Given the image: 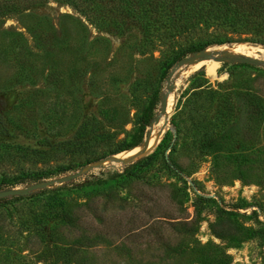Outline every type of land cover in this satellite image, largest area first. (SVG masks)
I'll return each mask as SVG.
<instances>
[{"label": "rangeland", "instance_id": "rangeland-1", "mask_svg": "<svg viewBox=\"0 0 264 264\" xmlns=\"http://www.w3.org/2000/svg\"><path fill=\"white\" fill-rule=\"evenodd\" d=\"M7 2L0 15V140L54 149L18 168L66 170L10 188L56 181L0 203V264H264V64L222 62L213 76L191 66L165 114L169 85L197 53L169 65L183 41L166 47L134 26L120 35L106 31L76 0ZM112 2L102 0L105 9ZM245 43L253 44H229ZM239 51L264 58L259 48ZM145 111L150 122L140 130ZM86 121L101 135L87 143L93 154L69 153L61 145ZM164 136L174 143L164 157L175 172L159 159L139 179L122 177ZM84 180L88 186H76ZM61 211L72 225L56 217ZM69 247L73 260L62 251Z\"/></svg>", "mask_w": 264, "mask_h": 264}, {"label": "trees", "instance_id": "trees-1", "mask_svg": "<svg viewBox=\"0 0 264 264\" xmlns=\"http://www.w3.org/2000/svg\"><path fill=\"white\" fill-rule=\"evenodd\" d=\"M7 1L9 0H0V15L10 7ZM112 1L110 7L105 9L102 0H76L75 8L85 16L98 21L104 30L118 35L124 33L129 26H134L139 29L143 39L155 38L166 47L171 46L174 41H183L184 45L172 53L169 65L179 61L187 54L198 52L210 45L248 42L264 46V0ZM213 31L217 35H213ZM219 34H221L220 37ZM138 122L140 130H143L150 122L149 113L143 112L138 118ZM95 136H101L97 132V124L94 121H86L79 127L73 140L61 146L66 145L67 148H71L69 153L81 151L93 154L92 150H88L87 143L89 140H93ZM170 142L171 140L166 143V136H164L150 155L127 164L124 167L122 177L139 179L142 176V171L152 166L159 159L163 170L175 172V166L169 158L164 157L166 149L172 151L174 143L170 146ZM207 146L209 150L213 149L211 143ZM39 147L12 145L0 140V191L12 188L18 181H22V178L33 176L39 181L45 179L41 177L43 174L53 176L66 170V167L63 166L39 172L18 168L19 165L28 161L46 160V155H50L54 151L51 146L47 149H39ZM131 148L133 146L122 148L115 153L119 154V152ZM10 164L17 167L18 170L11 173L7 172L6 169L11 166ZM88 185L89 181L84 180L76 186L85 187ZM51 191H56V189ZM10 199L22 200L26 197H11ZM7 200L9 199H0V203ZM58 216L66 225L73 224V219L65 212L61 211L56 217ZM168 220L172 219L169 218ZM72 250V247L62 250L68 256L66 259L73 260V253L70 256Z\"/></svg>", "mask_w": 264, "mask_h": 264}, {"label": "bare ground", "instance_id": "bare-ground-1", "mask_svg": "<svg viewBox=\"0 0 264 264\" xmlns=\"http://www.w3.org/2000/svg\"><path fill=\"white\" fill-rule=\"evenodd\" d=\"M244 46H247V47H250V48H259V49H262L264 51V48L262 47H259V46H253V45H250V44H227V45H223V46H218V47H213L211 48L210 51L207 50V52H211L212 54H218V55H222V56H225V57H231V56H244V57H248L250 59H254V60H257L259 61L261 64H264V58L261 57V55H256V56H250V55H244L242 54L239 49L240 47H244ZM191 66H199V67H202V69L204 70L205 74L207 76H213L214 74V71L215 69L218 67V63L213 61V60H195L194 62H192L191 64H188V65H185L182 70H180V72L175 75V78L172 80V83L171 85H169V89L166 91V96H165V99H166V112L165 114L167 113L168 110H172V107L170 108V104H171V101H172V98H173V92H174V88L178 85V79L185 73V70H189ZM170 83V82H169ZM177 88V87H176ZM177 90V89H176ZM175 96V95H174ZM174 102V101H173ZM173 106V105H172ZM164 114V115H165ZM165 119V118H164ZM160 120V118H159ZM158 120V122H159ZM155 123V124H158ZM163 123V122H162ZM150 135H151V132H150ZM149 135V136H150ZM149 138V137H148ZM147 151V149H146ZM145 155V154H144ZM116 156V155H115ZM114 156V157H115ZM143 156V155H142ZM113 157V162H117V161H120L122 162L121 160H118V159H114ZM141 157V156H139ZM137 157V158H139ZM136 158V159H137ZM132 161V160H131ZM127 162V161H125ZM123 162V163H125Z\"/></svg>", "mask_w": 264, "mask_h": 264}, {"label": "water", "instance_id": "water-1", "mask_svg": "<svg viewBox=\"0 0 264 264\" xmlns=\"http://www.w3.org/2000/svg\"><path fill=\"white\" fill-rule=\"evenodd\" d=\"M253 46H258L255 44H250ZM260 47V46H259ZM263 48V47H262ZM234 56H220L218 54H212L211 52H206V50H202L199 51L197 53H194L191 57V59H189L186 64H191L192 62H194L195 60H213L217 63H222V62H238L241 64H245V65H260L261 63L257 60L254 59H250L248 57H244V56H237L235 59ZM161 112L165 113V101H163L161 103ZM150 133L148 134V136L145 138V141L148 139ZM144 141V142H145ZM137 160V159H134ZM126 163V162H125ZM56 181H49V182H42V183H38V184H34V185H30L24 189H7V190H3L0 191V199H5V198H10V197H24L27 196L35 191L41 190V189H46L49 186H52Z\"/></svg>", "mask_w": 264, "mask_h": 264}]
</instances>
